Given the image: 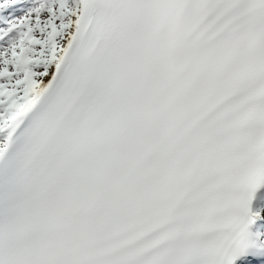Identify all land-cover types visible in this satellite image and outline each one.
<instances>
[{"label":"snow or ice","instance_id":"obj_1","mask_svg":"<svg viewBox=\"0 0 264 264\" xmlns=\"http://www.w3.org/2000/svg\"><path fill=\"white\" fill-rule=\"evenodd\" d=\"M0 264H264V0H0Z\"/></svg>","mask_w":264,"mask_h":264}]
</instances>
